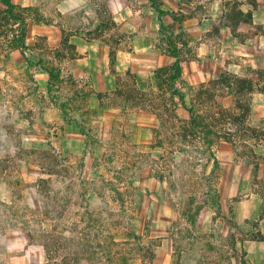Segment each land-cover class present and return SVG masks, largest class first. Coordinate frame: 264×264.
<instances>
[{
  "label": "rangeland",
  "instance_id": "1",
  "mask_svg": "<svg viewBox=\"0 0 264 264\" xmlns=\"http://www.w3.org/2000/svg\"><path fill=\"white\" fill-rule=\"evenodd\" d=\"M15 1L28 4L17 5L26 24L21 44V25L7 23L0 1V264H264V108L242 124L227 120L231 141L215 146L213 166L174 137L175 121L163 118L160 126L157 113L138 106L109 110L122 104L109 100L113 76L100 80L90 63L81 76L64 63L72 53L55 47L72 34L92 42L106 73L108 48H140L144 30L147 54L125 56V67L130 63L121 72L133 74L130 90L156 92L168 114L187 119L178 99L157 88L154 72L165 78L172 57L148 0H123L130 12L119 22L111 0L65 14L58 9L64 0ZM212 1L157 3L174 18L202 25L213 18ZM232 2L223 4L215 28L226 22ZM137 11L145 27L125 26ZM163 20L177 33L171 18ZM42 24L61 28V35L39 31ZM190 24L184 21L182 30ZM179 37L184 69L193 47L186 31ZM46 69L56 78L52 85ZM260 81L264 86V73ZM178 87L189 104L184 82ZM95 92L103 111L96 110ZM221 102L227 108V96Z\"/></svg>",
  "mask_w": 264,
  "mask_h": 264
},
{
  "label": "crops",
  "instance_id": "2",
  "mask_svg": "<svg viewBox=\"0 0 264 264\" xmlns=\"http://www.w3.org/2000/svg\"><path fill=\"white\" fill-rule=\"evenodd\" d=\"M25 1L26 0H23V2ZM124 1L111 0V2L108 5L111 11L110 12L111 17L116 22L121 21V19L123 18L121 15L122 13L123 15H126L127 11L130 12L128 8H125L126 5H123L121 3ZM226 1L229 0H213L211 3V10H212L211 16L213 18L203 21L205 23H203L202 25L199 24L198 19L196 20L194 17L190 18L187 17L186 15H183L184 18L180 24L174 22L169 15L165 16V18H171L173 23L177 25L176 28L177 33L174 32L175 35L182 36L186 31L188 37L186 43L188 44L189 42L190 46L193 47V52H192L193 57L191 60L184 62V66H185L184 69L182 67L183 66L182 61L180 59L181 71L185 70L184 71L185 76H183L181 72V79L182 82H184L187 89L196 87L201 83H204L207 77H212L215 80L220 76L222 72H227V74L236 78L251 80L252 89L249 92L247 98L248 106H249V115L250 113H254L257 116L258 112H262V109L264 108V86H262L261 84L263 81L259 82V80H262V75L264 73V1L256 0V8L253 9L252 6L249 4L248 0H231L239 4L238 7L242 12L247 13L251 11L252 14V23L242 24L240 29L236 32H231V30L227 27L225 23L222 26H218L217 28H215L216 25L214 23L216 22L215 18L219 15V12H221L222 8L224 7L223 4ZM11 2L15 6L18 5V6L28 7V4L16 2L15 0H11ZM90 5H91V0H64L60 2L58 9L61 13L64 14L68 12L76 13L79 11H83L84 9L90 7ZM160 9L167 13L172 14V12H168V10H164L162 8ZM136 16H139V11H137V13L135 14L134 18L132 19V22H128V23L126 22L124 23V25L128 27H132V25L136 23V27H139L141 24H143V22L140 21V18ZM184 21L191 22L189 26L186 27L184 26L185 31L184 29L182 30V23H184ZM157 25L159 30L158 21H157ZM143 27H145L144 24ZM37 28L39 31L57 29L60 31V35H61V28L58 27L54 28L49 25L44 27V25L42 24V26H37ZM258 28H260V30ZM137 36H139V40L143 41L142 46L140 48L133 47V49L130 52H127L126 50L124 51L122 49L114 50L115 53H114L113 64H111L110 62V50H109L110 47L108 48L106 65L108 66L109 69L105 73L103 69L104 66L103 63L100 64L96 61V56L100 53L98 51L94 52L92 50L96 45L93 44L92 42H85V40L81 39V37H76L75 35L72 34L69 36L68 39V44L73 47V50L70 52L72 53V55L67 58H64V63L73 67L77 71L80 68L79 70L81 76L82 74L85 73L83 69H87V67H85V64L90 63L91 66L89 67L93 69L91 73H93L94 71L97 74L99 73L98 78L100 80H103L105 74L113 76L115 81V86H114V90H115L116 77H124L126 75L133 76V74L130 71L121 72V70L126 69L130 63L129 60L127 67H125V63L123 61L125 56L128 55V57L130 58V56H132L133 54L138 55L141 54L142 52L144 55L147 54L146 47L148 46L144 48L143 45L144 44L146 45L145 42L149 40L150 36H148L144 30H143V35L138 34ZM55 41H57V39ZM59 42L56 43L57 45L55 47L61 46V40ZM91 44L93 46H91ZM213 45L218 46V49L216 51L217 57L215 56V58L213 55V51H211ZM85 52L88 53V55H86ZM156 72L157 71L154 72V78ZM137 84L139 86L138 80H137ZM113 91H111V93ZM97 93L98 92L93 93L91 98L95 99L94 101H97L96 110L99 112V111H103L104 109L100 104V100L98 99L100 97ZM111 93L108 94L110 95ZM109 100L111 102L114 101L112 94L110 95ZM111 107L114 108L112 110H118V112H120L121 109H126V107H124L123 104H118V105L113 104L112 106H110L109 110L111 109ZM230 107L234 109L231 85L229 86V88L227 87V109H229ZM141 111L151 112L150 110H146V111L141 110ZM75 128L77 127L75 126Z\"/></svg>",
  "mask_w": 264,
  "mask_h": 264
},
{
  "label": "trees",
  "instance_id": "3",
  "mask_svg": "<svg viewBox=\"0 0 264 264\" xmlns=\"http://www.w3.org/2000/svg\"><path fill=\"white\" fill-rule=\"evenodd\" d=\"M148 1L151 8L157 14L159 31L166 35V44L170 49V55L173 59L171 66L167 69L168 73L165 78L158 71L155 74L158 91L161 90L167 92V94L169 93V96L172 97V99L176 97L180 103V107L187 113L188 118L181 119L175 113L168 114V108L165 104L161 106L159 95L152 90H149L146 93L139 90L137 91V87L133 85L132 81L131 84L134 86L133 89L135 91L130 90V75L116 77V88L111 93L113 100H119L126 108L138 106L140 110L144 111L148 110L149 108L147 107H150L151 105V112L157 113V116L161 120L160 126H163V118H165V122L169 119L170 121L167 122L169 124L171 120L175 121L177 125L172 127L174 130L170 129V131L172 134H177H174V137H176L180 144L189 147L191 153L206 158L207 161L212 162L213 166H216L217 162L214 155L215 146H217L220 140L230 142L233 134L231 130L232 128L228 127L231 124H227V120L237 121L238 124H242L249 115L247 98L252 89V81L243 78H236L227 74V72H222L215 80L189 88L188 96L190 103L187 104L185 94L182 93L178 87V83L180 81L182 83L180 64L181 48L178 47L175 39L179 36L175 35L174 31L166 26L163 21V16L165 17L169 15L174 22L180 24L183 21L184 16L174 18L175 16L173 13H167L158 7V0ZM248 2L253 9L256 8V0H248ZM1 4L5 7L3 13L7 23L9 24L13 21L18 22L21 25L20 44L23 43L26 34V24L21 15V11L11 2V0H1ZM230 5L231 7L225 15V24L231 32L238 31L242 24L252 23L251 11L247 13L242 12L238 7L239 4L237 2H232ZM258 29L260 30V28ZM12 41L15 42L14 39H12ZM61 47L69 52L73 50V47L68 44L67 37L61 39ZM114 50L116 49H110L111 64H113L114 60ZM61 56H63L62 53L58 54L57 58L60 59L62 58ZM46 71L49 79L48 84L52 85V81L56 78L54 77L52 69H46ZM230 85L234 102L233 110L238 111L236 113L225 108L221 102V99L224 96H227V87L229 88ZM133 92H135L137 96L139 95V97H135ZM241 98H243V100ZM146 101H148L149 104H145ZM154 104L156 105L154 106ZM144 105L145 108L142 109L141 107H144ZM160 107L164 108L165 113L158 114ZM165 173L166 172L161 173L159 176L160 179L166 177ZM117 264H126V260H121V262ZM240 264H244V261L240 260Z\"/></svg>",
  "mask_w": 264,
  "mask_h": 264
}]
</instances>
